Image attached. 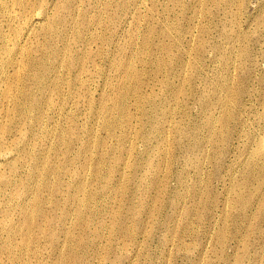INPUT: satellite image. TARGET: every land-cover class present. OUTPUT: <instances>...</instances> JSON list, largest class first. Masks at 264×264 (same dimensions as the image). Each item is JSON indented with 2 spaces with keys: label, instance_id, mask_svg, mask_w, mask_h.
Instances as JSON below:
<instances>
[{
  "label": "rangeland",
  "instance_id": "374dc122",
  "mask_svg": "<svg viewBox=\"0 0 264 264\" xmlns=\"http://www.w3.org/2000/svg\"><path fill=\"white\" fill-rule=\"evenodd\" d=\"M0 264H264V0H0Z\"/></svg>",
  "mask_w": 264,
  "mask_h": 264
}]
</instances>
